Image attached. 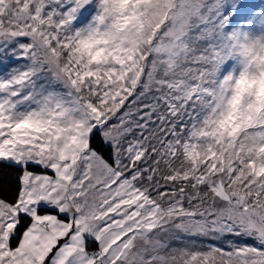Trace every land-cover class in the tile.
Masks as SVG:
<instances>
[{
	"label": "snow or ice",
	"instance_id": "snow-or-ice-1",
	"mask_svg": "<svg viewBox=\"0 0 264 264\" xmlns=\"http://www.w3.org/2000/svg\"><path fill=\"white\" fill-rule=\"evenodd\" d=\"M0 264H264V0H0Z\"/></svg>",
	"mask_w": 264,
	"mask_h": 264
}]
</instances>
